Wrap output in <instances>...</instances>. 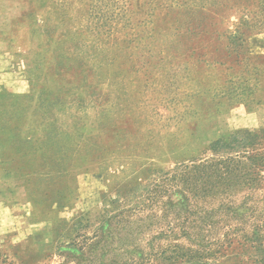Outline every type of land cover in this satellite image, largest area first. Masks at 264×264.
<instances>
[{"label":"rangeland","instance_id":"374dc122","mask_svg":"<svg viewBox=\"0 0 264 264\" xmlns=\"http://www.w3.org/2000/svg\"><path fill=\"white\" fill-rule=\"evenodd\" d=\"M6 12L0 264H88L109 197L113 215L134 207L137 185L151 193L178 165L209 160L212 138L261 128L264 0H9ZM118 14L115 36L99 35ZM93 42L107 50L102 79L75 60Z\"/></svg>","mask_w":264,"mask_h":264},{"label":"trees","instance_id":"16d2710c","mask_svg":"<svg viewBox=\"0 0 264 264\" xmlns=\"http://www.w3.org/2000/svg\"><path fill=\"white\" fill-rule=\"evenodd\" d=\"M107 20L109 28H99L98 34L111 38L126 16L111 15ZM97 35L95 41L104 42ZM80 47L75 60L91 62L95 75L102 79L107 50L99 51L96 42L87 51ZM58 64L62 65V61ZM39 127L48 131L50 126L41 122ZM42 139L39 146L45 151L53 143L48 135ZM212 140L209 160L178 165L151 193L137 185L132 195L142 202L136 206L113 215L110 207L115 199L109 197L96 218L100 222L95 234L86 239L90 261L86 262L105 264V259L109 264H264V190L259 193V187H255L263 180L264 128L241 129ZM223 154L228 158H217ZM85 215L78 216L76 231L83 228ZM115 219L121 220L113 227ZM85 221V226L93 227L91 219ZM79 244L74 242L73 246L81 257L84 254Z\"/></svg>","mask_w":264,"mask_h":264},{"label":"crops","instance_id":"0c3cea01","mask_svg":"<svg viewBox=\"0 0 264 264\" xmlns=\"http://www.w3.org/2000/svg\"><path fill=\"white\" fill-rule=\"evenodd\" d=\"M8 1L9 0H0V12H1L0 15H3V16H0V32H2L4 30L6 31L8 26H10L9 24L11 23V21H8L10 16L6 12V9L8 7ZM4 41H6V40H3V42ZM3 42L0 41V43H3ZM26 75H27V73H26ZM23 84H24V82H23ZM16 92H18V91H16ZM21 92L24 93L25 91L22 90ZM259 107L263 108L264 107V102L261 103ZM247 110H248V108H247ZM257 113H259V111H257ZM260 127L261 128H259V129L264 128V118L262 119L261 117H260Z\"/></svg>","mask_w":264,"mask_h":264}]
</instances>
